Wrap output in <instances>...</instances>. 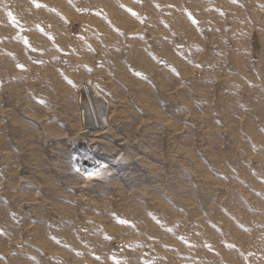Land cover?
Listing matches in <instances>:
<instances>
[{
	"label": "rangeland",
	"instance_id": "rangeland-1",
	"mask_svg": "<svg viewBox=\"0 0 264 264\" xmlns=\"http://www.w3.org/2000/svg\"><path fill=\"white\" fill-rule=\"evenodd\" d=\"M0 264H264V0H0Z\"/></svg>",
	"mask_w": 264,
	"mask_h": 264
}]
</instances>
